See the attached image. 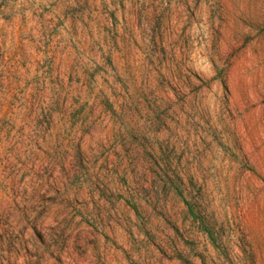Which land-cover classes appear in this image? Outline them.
<instances>
[{"label":"rangeland","instance_id":"rangeland-1","mask_svg":"<svg viewBox=\"0 0 264 264\" xmlns=\"http://www.w3.org/2000/svg\"><path fill=\"white\" fill-rule=\"evenodd\" d=\"M0 264H264V0H0Z\"/></svg>","mask_w":264,"mask_h":264}]
</instances>
